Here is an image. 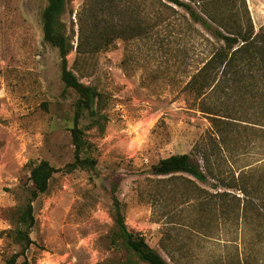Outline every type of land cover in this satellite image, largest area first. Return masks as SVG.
I'll list each match as a JSON object with an SVG mask.
<instances>
[{
    "label": "rangeland",
    "instance_id": "obj_1",
    "mask_svg": "<svg viewBox=\"0 0 264 264\" xmlns=\"http://www.w3.org/2000/svg\"><path fill=\"white\" fill-rule=\"evenodd\" d=\"M99 1L67 0L61 18L73 46L67 66L82 84L97 89V109L104 118L103 129L92 126L86 114L78 123L86 142L83 156L95 160L94 170L68 171L74 157L70 130L77 95L70 89L63 93L58 52L42 39L46 0H0V264L20 251L7 232L16 227L18 210L27 197L28 166L41 160L57 171L47 192L32 204L35 225L29 237L34 244L25 253L28 264L123 262L125 252L113 247L110 238L114 183L127 228L172 262L160 245L169 219L144 193L155 179L150 169L161 159L176 154L199 158L196 151L214 148L210 118L197 109L201 97L186 90L210 56L214 40L182 9L168 4L163 8L165 20L152 33L77 55L76 47L91 27V14L99 18ZM142 1L146 20L149 1ZM245 2L257 31L264 25V0ZM218 100L208 96L201 103L212 106ZM240 134V143H227L224 151L212 155L215 171L235 178L249 170L264 174L261 131L249 135V142L242 130ZM189 180L209 194L225 190L213 187V180L207 184ZM190 210L183 205L177 210L182 225L174 234L179 244L168 246L176 262L221 264L236 246L242 252L240 231L221 227L208 209L202 218ZM189 218L194 227L185 228Z\"/></svg>",
    "mask_w": 264,
    "mask_h": 264
},
{
    "label": "trees",
    "instance_id": "obj_2",
    "mask_svg": "<svg viewBox=\"0 0 264 264\" xmlns=\"http://www.w3.org/2000/svg\"><path fill=\"white\" fill-rule=\"evenodd\" d=\"M148 1L150 13L146 20L140 7L143 1H99V18L95 16L96 13L91 14L93 21L89 32L83 35V43L77 45L75 53L98 52L108 49L118 39L132 40L152 33L165 20L163 8H167L168 4L182 9L193 23L201 25L209 33L214 40L211 54L191 77L186 90L201 97L197 109L210 118L214 148L196 151L195 155L199 158L176 154L158 161L150 169L155 179L149 181L144 195L150 198L153 206L160 205L169 219L160 245L172 261L171 264H180L168 246L179 244L178 234L174 233L182 225L179 224L181 211H177L181 205L187 210L191 208L190 213H198L200 218L204 216L203 211L208 209L209 217L219 222L221 227L230 225L236 232H241L242 252L236 246V252L221 264H264V174L249 170L239 173L237 178L234 175L225 177L219 170L215 171L211 159L216 151H224L227 143H240L241 130L247 142L249 135L261 131L264 143V25L255 31L245 0ZM66 7L67 0H46L41 13L42 39L58 52L63 93L70 89L77 95L73 128L70 130L74 157L73 162L66 167L68 171H90L94 170L96 162L83 156L86 142L84 131L78 123L86 114L92 126L103 129L101 120L104 118L97 109L100 99L97 89L82 84L67 66L66 57L72 52L73 46L61 19ZM208 96L209 99L220 100L212 106L201 103ZM28 167L30 186L27 197L18 210L16 227L7 232L12 244L19 247L20 251L7 258L3 264H17L21 259V264H28L25 253L34 244L29 237L35 225L32 204L47 192L49 181L57 171L44 160L30 162ZM189 179L201 184L213 180V187L220 186L225 190L209 194L195 187ZM117 188V183L110 188L114 224L110 238L112 246L126 254L125 260L118 264H170L149 247L141 234L127 228L121 204L116 197ZM230 191L239 192L241 197ZM188 221V226H183L194 227L193 219L189 218ZM199 229L201 226L197 232Z\"/></svg>",
    "mask_w": 264,
    "mask_h": 264
}]
</instances>
